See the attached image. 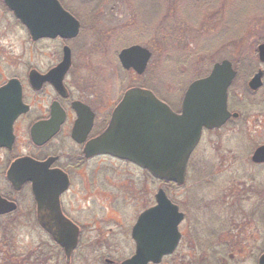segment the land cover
<instances>
[{
  "label": "flooded vegetation",
  "instance_id": "1",
  "mask_svg": "<svg viewBox=\"0 0 264 264\" xmlns=\"http://www.w3.org/2000/svg\"><path fill=\"white\" fill-rule=\"evenodd\" d=\"M58 1L81 22L76 36L61 35L59 28L46 17L40 28L35 26L39 30L33 33L6 0H0V264H127L139 248L134 229L141 215L157 205L156 196L162 188L184 214L179 225L180 241L173 253L160 260L135 264H208L201 234L192 231L190 199L178 200L171 194L187 184L175 188L165 186L140 166L106 150L100 151L96 145L110 128L127 90L144 87H130L113 105L96 85L90 84L89 77L85 78L78 68L85 25L73 4L68 0ZM53 21L59 24L57 15ZM249 27L255 33L252 43L256 44L249 59L257 65L252 66L248 58L245 61L242 58L245 56L235 63L226 58L216 62L229 61L236 72L228 89V109L238 116L230 118L222 128L231 123L248 125L251 119L253 132L247 131V146L257 141L255 135L264 139V61L259 56V46L264 44V25ZM233 40L240 39L236 36ZM68 58L70 67L64 72L62 66ZM129 72L139 76L134 70ZM248 72L251 74L243 80L241 77ZM258 75H261V86L252 89L251 83ZM234 87H239L243 98L236 90L233 93ZM234 102L236 108L232 105ZM263 146L264 142L254 144L250 156L258 169L264 168V162H254L253 156ZM114 160L131 165L150 176L153 184L158 183L152 202L145 206L143 185L139 182L134 188L133 183L128 184L126 171L113 179L109 167ZM22 161L45 164L40 178L46 186L64 188L67 181L65 190L58 192L59 196H52V200H57L56 208L46 204L48 201L40 207L32 180L13 175V168ZM17 171L25 173L27 169L18 167ZM192 174L189 170V183ZM205 185L209 188L213 183ZM239 187L236 182L235 189ZM185 193L190 194L188 190ZM240 196L239 192L236 199ZM129 202H133L131 211ZM240 205L245 216L257 215V209L246 212ZM70 231L72 235L78 232V242L68 253L60 240ZM34 234L39 239H34Z\"/></svg>",
  "mask_w": 264,
  "mask_h": 264
},
{
  "label": "rangeland",
  "instance_id": "2",
  "mask_svg": "<svg viewBox=\"0 0 264 264\" xmlns=\"http://www.w3.org/2000/svg\"><path fill=\"white\" fill-rule=\"evenodd\" d=\"M68 1L85 25L78 68L113 105L130 87L147 83L160 99L180 110L184 86L206 76L213 64L224 58L234 63L242 56L245 61L249 59L256 45L252 43L255 33L249 25H264V14H261L264 0L255 4L257 9L254 11H248L253 5L249 0ZM236 33L239 41L233 40ZM136 44L153 52L146 75L141 77L123 69L118 59L122 49ZM177 59L187 62L178 65ZM253 64L256 66L257 62ZM251 72L244 73L241 78L245 80ZM178 74H187L182 86V76ZM237 88H233V93L236 90L243 98ZM232 105L236 108L235 102ZM250 121L248 125L231 123L216 132L205 133L202 145L198 147L200 150L197 149L194 156L197 157L193 166H197L190 183L171 192L178 200L190 199L192 231L201 234L204 259L207 258L208 264H213L210 261L258 264L263 252L264 205L260 203H264V168L255 167L250 156L256 147L254 144L264 142V139L255 135L257 141L254 144L251 141L247 146V131L253 132ZM109 168L113 179H117L119 172L126 171L128 184L133 183L134 188L139 182L143 185L145 206L153 201L159 185L156 181L153 184L146 173L116 160ZM206 169L208 173L205 174ZM200 177L213 185L208 188L203 182L201 187H196L195 183L202 180ZM236 182L240 185L237 189ZM185 190L190 194L187 195ZM243 191L247 194L243 195ZM239 192L241 196L236 199ZM133 202H129L130 211ZM239 205L246 212L257 209V215L245 216ZM218 216L220 219L216 220ZM33 237L39 239L37 234Z\"/></svg>",
  "mask_w": 264,
  "mask_h": 264
},
{
  "label": "water",
  "instance_id": "3",
  "mask_svg": "<svg viewBox=\"0 0 264 264\" xmlns=\"http://www.w3.org/2000/svg\"><path fill=\"white\" fill-rule=\"evenodd\" d=\"M6 3L33 33L39 30L35 26L40 28L44 17L58 27L65 37L76 36L79 32L80 23L64 10L58 0H6ZM54 15L58 16V25L53 21ZM259 56L264 61V44L259 46ZM151 57L150 50L140 45L123 49L119 54L123 68L133 69L139 75L145 72ZM69 67L70 58L65 60L62 70L65 72ZM260 76L251 83L252 89L261 86ZM235 77L236 72L229 61L215 64L207 77L189 86L181 113L174 112L150 90L131 89L116 108L110 128L96 145L101 148L100 151L106 150L129 160L158 179L182 185L186 180L190 158L202 139L204 129L220 128L231 117L238 116L228 110V89ZM253 161L264 162V146L256 151ZM44 165L22 161L13 168L12 173L16 177L25 176L32 180L40 207L48 201L46 204L56 208L57 200H52V196H59L58 192L67 187V181L64 188L53 184L46 186L40 178ZM18 167H26L27 171L18 172ZM156 198L157 205L141 215L134 229L139 248L137 255L127 264L160 260L162 256L173 253L178 246L181 238L179 224L184 214L171 202L164 189L159 191ZM72 233L68 232L60 240L68 253L78 242V232ZM140 238L145 242L142 243ZM258 264H264V253Z\"/></svg>",
  "mask_w": 264,
  "mask_h": 264
},
{
  "label": "trees",
  "instance_id": "4",
  "mask_svg": "<svg viewBox=\"0 0 264 264\" xmlns=\"http://www.w3.org/2000/svg\"><path fill=\"white\" fill-rule=\"evenodd\" d=\"M241 0H239L238 2H240ZM259 3L260 2V0H249V4H253V5H251V8H248V11H254L255 9H257L256 7H254L255 6V4L256 3ZM242 3V2H241ZM240 9H241V7H239ZM261 14H264V11L261 13ZM236 36H239L238 35V33H236ZM169 61V60H168ZM187 61L185 60V62L182 60V59H177V61H176V63L179 65V64H184V63H186ZM210 72V71H209ZM208 72V73H209ZM207 73V74H208ZM177 74V73H176ZM187 75V74H186ZM186 75H180V74H178V76H182V78H180V80H182L181 81V86L183 85V83L185 82V76ZM175 77H177V75L175 76ZM191 82H188V84H186L185 86H184V90L186 91V89L188 88V86H189V84H190ZM140 86H142V87H144V88H149V89H151L152 91H153V89L151 88V87H149L148 86V84L147 83H142ZM166 101V100H165ZM166 102H168V101H166ZM197 153H195L194 155H193V157L191 158V161H190V167H189V169H190V171L193 173V171H196V166L197 165H195V166H193L194 165V163H195V159H196V157L194 158V156L196 155ZM204 162V161H203ZM205 164V163H204ZM205 166H206V164H205ZM193 167V168H192ZM207 167V166H206ZM207 170V169H206ZM206 173H208V170L207 171H205V174ZM194 174V173H193ZM192 174V175H193ZM210 177V176H209ZM201 178V177H200ZM202 179V178H201ZM203 180V179H202ZM200 180V182H198V183H195V185H196V187L197 186H202L204 183L203 182H205V181H207V180ZM187 183H189V178H188V182ZM199 183H202L201 185H198ZM206 183V182H205ZM165 184V186H170V187H172V188H175V187H178L176 184H174V183H164ZM197 189V188H196ZM217 220V219H216ZM219 220V219H218ZM219 239V241L221 242L222 240H221V238L219 237L218 238ZM230 248V247H229ZM226 249H228V248H226ZM229 252V251H228ZM227 253V252H226ZM203 260V259H202ZM202 260H200V262H202ZM210 262H212L213 264H216V263H214L213 261H210ZM220 264H224V263H220Z\"/></svg>",
  "mask_w": 264,
  "mask_h": 264
}]
</instances>
